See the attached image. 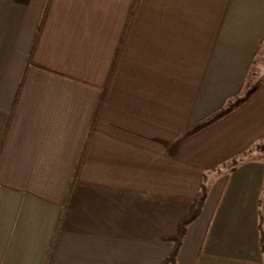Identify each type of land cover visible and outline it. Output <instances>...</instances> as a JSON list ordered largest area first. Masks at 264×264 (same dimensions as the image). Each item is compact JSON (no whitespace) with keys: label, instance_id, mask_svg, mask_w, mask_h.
<instances>
[{"label":"crops","instance_id":"crops-1","mask_svg":"<svg viewBox=\"0 0 264 264\" xmlns=\"http://www.w3.org/2000/svg\"><path fill=\"white\" fill-rule=\"evenodd\" d=\"M263 42L264 0H0V264H161L202 187L170 264H264Z\"/></svg>","mask_w":264,"mask_h":264},{"label":"trees","instance_id":"trees-1","mask_svg":"<svg viewBox=\"0 0 264 264\" xmlns=\"http://www.w3.org/2000/svg\"><path fill=\"white\" fill-rule=\"evenodd\" d=\"M228 110H229V108H227V109L219 108V110H216V111L210 113L209 115H207L204 118V120H202L201 122H199L196 125L195 130L213 123L215 120H217L218 118L223 116L226 112H228ZM247 149H249V148H247ZM247 149L243 150L242 152L236 154V156L232 157V161L236 163L237 157L241 154H245L248 151ZM205 194H206V190L204 187H202L201 190L198 192V194L193 199L192 204H191L190 209H189V212L183 218H181L178 221L177 229H176L175 233L171 237H169V239H171L174 242L173 251H172L171 255L166 260H164L161 264H170V263L174 262L175 253H176V251L180 245L181 239H182L183 234L185 232V228L188 225V223L193 221L198 216L200 209H201V206H202V203H203L204 198H205Z\"/></svg>","mask_w":264,"mask_h":264},{"label":"rangeland","instance_id":"rangeland-1","mask_svg":"<svg viewBox=\"0 0 264 264\" xmlns=\"http://www.w3.org/2000/svg\"><path fill=\"white\" fill-rule=\"evenodd\" d=\"M258 52L259 53L257 54L253 66H251V68L249 69V75L247 76L248 85L251 81H252V85L257 84L258 81L264 75V42L261 44ZM246 87L247 85L245 84V88ZM245 154H248L247 156H245L246 158H252V157L264 158V139L256 140L253 143V149L252 150L248 149V151ZM239 157L240 155L237 157V159H240Z\"/></svg>","mask_w":264,"mask_h":264}]
</instances>
